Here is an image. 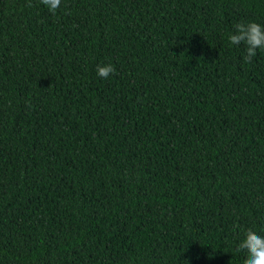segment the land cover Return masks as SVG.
Segmentation results:
<instances>
[{
	"label": "trees",
	"instance_id": "16d2710c",
	"mask_svg": "<svg viewBox=\"0 0 264 264\" xmlns=\"http://www.w3.org/2000/svg\"><path fill=\"white\" fill-rule=\"evenodd\" d=\"M249 21L264 0H0V264H243L264 50L228 36Z\"/></svg>",
	"mask_w": 264,
	"mask_h": 264
},
{
	"label": "clouds",
	"instance_id": "9594fccd",
	"mask_svg": "<svg viewBox=\"0 0 264 264\" xmlns=\"http://www.w3.org/2000/svg\"><path fill=\"white\" fill-rule=\"evenodd\" d=\"M49 12L55 14L61 5V0H41ZM232 45H245V55L243 60L250 63L257 55V50H264V25L249 21L247 23L238 22L233 26V31L228 36ZM115 72L113 64L97 65V75L102 79H108ZM237 251L246 252L243 264H264V236L258 234L253 229H247L243 238L239 241Z\"/></svg>",
	"mask_w": 264,
	"mask_h": 264
}]
</instances>
